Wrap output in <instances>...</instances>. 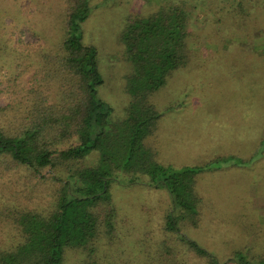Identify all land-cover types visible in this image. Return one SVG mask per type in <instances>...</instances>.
<instances>
[{"label": "rangeland", "instance_id": "1", "mask_svg": "<svg viewBox=\"0 0 264 264\" xmlns=\"http://www.w3.org/2000/svg\"><path fill=\"white\" fill-rule=\"evenodd\" d=\"M181 2L192 14L190 60L150 98L162 116L156 133L139 143L146 163L110 182L121 244L142 259L162 238L174 205L163 185H149L168 177L153 175L156 166L180 171L235 156L244 163L219 164V172L197 176L198 220L192 211L179 219L176 207L179 230L221 264H264V0H89L81 31L83 42L97 50L102 84L96 97L110 106L113 125L127 119L134 65L120 37L129 19ZM66 8L63 0H0V38L11 54L0 67V106L30 88L40 67L37 54L59 48ZM13 50L21 52L19 61ZM99 158L92 151L87 164ZM82 260L80 253L68 252L64 264Z\"/></svg>", "mask_w": 264, "mask_h": 264}, {"label": "trees", "instance_id": "2", "mask_svg": "<svg viewBox=\"0 0 264 264\" xmlns=\"http://www.w3.org/2000/svg\"><path fill=\"white\" fill-rule=\"evenodd\" d=\"M63 1L59 48L37 54L40 67L30 88L0 106V264H64L68 252L80 253L82 264H221L181 233L175 214L179 207L182 220L192 211L197 222L193 190L201 168L156 166L153 175L168 177L149 185H163L174 208L162 238L142 259L123 249L109 195L119 172L135 173L146 163V155H138L139 143L156 133L162 116L150 98L190 60L191 10L181 2L128 20L120 42L134 65L127 85L130 104L127 119L113 125L110 106L96 97L102 84L97 50L82 39L89 0ZM1 40L0 67L11 56ZM13 53L18 59L21 52ZM92 151L100 153L96 165L86 161Z\"/></svg>", "mask_w": 264, "mask_h": 264}, {"label": "crops", "instance_id": "3", "mask_svg": "<svg viewBox=\"0 0 264 264\" xmlns=\"http://www.w3.org/2000/svg\"><path fill=\"white\" fill-rule=\"evenodd\" d=\"M169 110H171V109L169 108ZM263 128H264V127H263ZM217 160H220V162H219L218 164H216L215 167H209V168H208V166H210L212 163H214V162L217 161ZM229 162L231 163V164H230L231 166H238V165L244 163L242 160H237L235 156H227V157H221V158H220V157H217V158L214 159L211 163H208V164H206L205 166L192 167V168H201V169H202V170H201L199 173H197V175L195 176V183H196V178H197L198 175H200V174H202V173H209V172L216 173V172H219V169H220L219 164L227 165V164H229ZM170 168H171V167H170ZM185 168H191V167H185ZM183 169H184V168H183ZM174 170H175V169H174ZM196 196H197V198H198V200H199V203H198V204H200V203L202 202V200H201L202 198H201L198 194H196Z\"/></svg>", "mask_w": 264, "mask_h": 264}]
</instances>
